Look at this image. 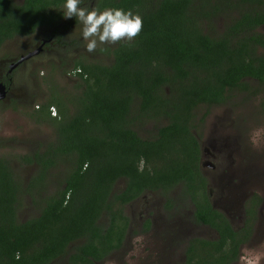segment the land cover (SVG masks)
<instances>
[{
  "label": "trees",
  "instance_id": "trees-1",
  "mask_svg": "<svg viewBox=\"0 0 264 264\" xmlns=\"http://www.w3.org/2000/svg\"><path fill=\"white\" fill-rule=\"evenodd\" d=\"M64 3L0 0V46L43 27H54L51 34L62 42L59 30L74 20L59 26ZM222 4L238 14L221 32L209 34L202 21L211 13L196 10L192 0L94 3L101 11L122 8L139 14L143 30L130 44L121 41L106 48L109 63L75 59L74 93L63 94L53 86L49 97L31 109L29 116L49 122L55 137L20 156L24 165L35 168L24 185L0 156V264H49L58 259L96 264L121 245L128 222L126 203L158 191L171 206L167 192L176 185L182 197L193 202L196 220L219 234L214 240L191 239L185 264L238 260L251 224L247 219L243 228L233 230L208 202L193 119L198 105L224 103L231 90L245 88L247 79L264 84V33L257 30L264 26V0H219L213 7ZM50 107H55V116ZM260 109L264 113V99ZM161 118L166 123L152 137H141L132 128L141 119ZM64 159L60 187L45 193L51 170ZM120 178L122 188L114 189ZM26 195L37 202L38 213L19 220L18 203Z\"/></svg>",
  "mask_w": 264,
  "mask_h": 264
},
{
  "label": "rangeland",
  "instance_id": "rangeland-1",
  "mask_svg": "<svg viewBox=\"0 0 264 264\" xmlns=\"http://www.w3.org/2000/svg\"><path fill=\"white\" fill-rule=\"evenodd\" d=\"M13 1L19 3L22 0ZM218 3L219 0H192V6L196 10L202 7L203 11L211 13L208 20L202 21V29L206 33L221 32L238 14L237 9L223 4L220 9H214L213 6ZM59 10L63 16L64 8L61 7ZM257 30L264 33V26L258 27ZM73 31L82 36V24H78ZM47 33L48 29L45 27L37 29L33 34L18 35L4 41L0 46V77L3 78L9 64L20 55L34 49ZM71 37L76 36L69 33L68 38ZM82 41L83 45L79 52L75 50L65 52L53 46L47 51H39L11 71L9 91L4 99H0V156L8 160L16 178L21 179L23 185L35 168L34 165H24L20 161V156L44 146L55 137V129L49 122H35L28 113L49 97L53 86L63 94L74 93L76 79L71 70L72 59L76 54L79 56L81 54L87 61L105 64L111 62V57L105 55L106 53L99 47L94 53H88L87 42L83 38ZM114 45L101 47L106 49ZM164 90L167 92L168 89ZM263 99L264 84L247 79L245 88L231 90L224 103L201 104L194 110L193 123L196 126L194 132L200 138L201 149L205 148L201 156L205 163L201 165V172L206 179L207 196L211 199L214 195L217 198L221 197L217 204L222 209H231L236 213H241V208L237 211L235 209L241 202L243 205L246 193L253 192L259 198L255 212V216L259 214V217H255L251 236L241 247L238 260L233 264H264V113L260 109V102ZM133 109H136V105ZM164 123L166 120L163 118L141 119L132 123V128L141 137L149 138L155 134L156 128ZM211 145L215 147L214 150ZM66 166L67 162L64 159L51 170L45 193L52 194L60 187ZM249 184L255 185L252 190L246 189ZM241 189L245 191L242 193L243 198L240 197ZM167 196L178 200L175 211L166 206L165 197L162 200L158 195H146L147 203L144 197L130 203L125 210L126 214L130 215L131 232L120 248L109 252L98 264H181L188 238L193 235L202 237L199 231L204 229L194 224L188 217L192 206L182 197L179 187H174ZM36 203L28 195L21 197L17 208L18 219L25 220L37 215ZM149 214L156 215L153 219L155 227L141 233L139 223ZM175 214L179 215V221L174 218ZM167 234L168 245L157 249L153 245L155 241H152V236L157 242V238H163ZM64 262V259H58L52 264Z\"/></svg>",
  "mask_w": 264,
  "mask_h": 264
},
{
  "label": "flooded vegetation",
  "instance_id": "flooded-vegetation-1",
  "mask_svg": "<svg viewBox=\"0 0 264 264\" xmlns=\"http://www.w3.org/2000/svg\"><path fill=\"white\" fill-rule=\"evenodd\" d=\"M96 1L97 0H84V1H81V6L82 7H86V8H88L89 10H91L92 8H95L94 7V3H96ZM64 5V4H63ZM63 5L61 6V7H63ZM62 14V13H61ZM75 21H74V20ZM68 20H73V22H72V24H65V22L66 21H68ZM78 24H80V21L79 20H76L74 17L73 18H71V19H64L63 18V16H62V20L60 21V23H59V26H63V25H67V26H63L60 30H59V33H60V36H61V41L62 42H56V40L54 39V36H53V34H51V31L54 29V27H46L47 29H48V33H49V35H48V33L47 34H45V35H48V36H46V37H42L39 41H38V44H37V46L34 48V49H37L38 47H40L41 46V48H40V52L41 51H47L48 50V48H51V47H53V46H56L57 48L56 49H61V50H63V51H65V52H68L69 50H75L76 52H79V48L83 45V41H82V36H79V33H75V31H73V30H75V28H76V26L78 25ZM43 28H45V27H43ZM38 29H40V28H38ZM37 30V29H36ZM36 32V31H35ZM69 33H71V34H74V36H76V37H71V38H68V34ZM33 34V33H32ZM34 49H32V50H34ZM31 50V51H32ZM28 52H30V51H28ZM28 52H26L25 54H27ZM39 53V52H38ZM24 54V55H25ZM34 55H36V54H34ZM106 55V54H105ZM21 56H23V55H20L14 62H16ZM31 57H33V55L32 56H30L29 58H31ZM29 58H26V59H24V60H22L21 62H19L17 65H15L14 67H16V66H18V65H20V64H22L24 61H26L27 59H29ZM79 58H81V59H83L82 57H81V54H80V56H79V54H76L75 55V57H74V59H72L73 61L75 60V59H79ZM83 60H86L85 58L83 59ZM72 61V62H73ZM13 62V63H14ZM13 63H11V64H13ZM11 64H9L8 65V68H7V70H6V72H5V74H4V76H3V78L2 77H0V83H2V84H4V86H5V90H6V94H7V92L9 91V87H10V82H11V71H12V69L14 68V67H12L11 69H10V66H11ZM61 64H63V63H61ZM64 65V64H63ZM72 67H73V64H72ZM78 71V70H77ZM71 73H72V75L73 76H75L74 78H76V72L74 71V69H72L71 70ZM70 73V74H71ZM66 74V73H65ZM4 78H6L5 80H4ZM7 80V81H6ZM6 94H5V97H6ZM4 97V98H5ZM4 98H2V99H4ZM57 112V111H56ZM194 134H195V136H196V133L194 132ZM196 138H197V141H198V143H199V137L198 136H196ZM213 145H211V147H212ZM199 148H200V157H199V169H200V171H201V165L202 164H205L202 160H201V156L203 155V152L205 151V148L204 149H201V147H200V143H199ZM212 149L214 150L215 149V147H212ZM210 166L211 167H214V165L213 164H210ZM201 174H202V172H201ZM203 175V174H202ZM123 183H124V179H122V178H120V179H118L117 181H116V183L114 184V189H120V188H122V186H123ZM120 184V185H119ZM253 186H255L254 184H249L248 186H247V188L246 189H251L252 190V187ZM174 187H179L180 188V186L179 185H176V186H174ZM173 187V188H174ZM249 187V188H248ZM173 188H171V189H169L168 190V192H172V190H173ZM168 192H167V194H168ZM181 192V191H180ZM243 192H245L244 190H242L241 189V195H240V197H242L243 198V196H244V194H242ZM211 193V192H210ZM158 195L160 198H162V200H164V195H162L160 192H154V191H147V192H145V193H143L142 195H140V196H138V197H136L135 199H133V200H131V201H129L128 203H126L125 205H124V207H123V210H124V214L127 216V219H128V222H127V227H126V230H125V234H124V238H123V240H122V242H121V245H120V247L122 246V244H123V242L125 241V239L127 238V236H128V234L131 232V230H130V225H131V219H130V215L129 214H126V210H125V208L126 207H128L129 205H131L132 203H135V202H137V201H139V199H140V197H144L145 198V203H147V199H146V195ZM173 195H175V194H173ZM179 195V194H178ZM216 195H214V197H212V199L211 198H209L208 196H207V198H208V202L210 203V205H211V207L213 208V209H215L216 211H218L219 213H221L224 217H225V219L227 220V222L229 223V225H230V227L233 229V230H239V229H241V228H243L245 225H246V221H247V219H249V222H250V224H251V232H252V226H253V222H254V220H255V212H257V204L259 203V201H257V198H256V196L254 195V193L253 192H249V193H246V195H245V197H244V199H243V205H241L242 204V202L240 203V205L235 209V211H237V209L238 210H240V208H241V213H236V212H232L231 211V209L230 210H225V209H222L220 206H219V204H217L218 202H219V200H220V198H217V197H215ZM169 197V196H168ZM173 199V198H172ZM186 200H188L190 203H191V206H192V209L190 210V216H188V217H190L191 218V220H192V222L194 223V224H196V225H199V226H201L204 230L203 231H199V234H201V236L202 237H199V236H195V235H193V236H191V237H189L188 238V240H187V242H186V245H185V249H184V255H183V259H182V262H181V264H185V258H186V255H185V252H186V247H187V245L189 244V241L191 240V239H193V238H201V239H208V240H214V239H217L218 237H219V234H218V232L216 231V229L214 228V227H212V226H210L209 224H206V223H202V222H198L197 220H196V218H195V216H194V204H193V202L188 198V199H186ZM178 201V200H177ZM177 201H175V200H173V203H172V205L171 206H169L170 207V209L171 210H173V211H175L176 210V208H177ZM165 202H166V200H165ZM131 203V204H130ZM263 203V202H262ZM164 205V204H163ZM247 205V206H246ZM166 206L168 207V205L166 204ZM128 210H129V208H128ZM221 210H223V211H221ZM132 211V210H131ZM253 213H254V215H253ZM154 216H155V218H156V215H154V214H149V215H147L146 217H144V219L142 220V222L141 223H139V225H140V230H141V233H144V232H147V231H149L151 228H154L155 227V224H154ZM257 217H259V214L257 215ZM256 217V218H257ZM261 217H263V215L261 216ZM174 218L176 219V221H179L180 220V218H179V215L177 214H175V216H174ZM174 220V219H173ZM181 221H183V220H181ZM240 223V224H239ZM172 224H173V226H171L172 228L174 227V221H172ZM168 231H170V230H168ZM191 230L189 229V232H190ZM251 232H250V234H249V237L251 236ZM161 237H163V235H161ZM248 237V238H249ZM152 241H155L154 243H153V245H155L156 246V248L158 249H161V247L163 246V245H168V241H169V236H168V234L167 235H165L163 238H157V242H156V239H155V237H153L152 236ZM248 241V239L245 241V242H242L241 244H240V246H239V254H240V249H241V247L246 243ZM163 243V244H162ZM119 247V248H120ZM118 249V248H117ZM113 250H116V249H113ZM113 250H111V251H113ZM110 251V252H111ZM64 261H65V259H64ZM102 261V260H101ZM101 261H98V262H96V264H98L99 262H101ZM234 262H236V261H234ZM234 262H231L230 264H233ZM49 264H52V263H49ZM64 264H65V262H64Z\"/></svg>",
  "mask_w": 264,
  "mask_h": 264
},
{
  "label": "clouds",
  "instance_id": "clouds-1",
  "mask_svg": "<svg viewBox=\"0 0 264 264\" xmlns=\"http://www.w3.org/2000/svg\"><path fill=\"white\" fill-rule=\"evenodd\" d=\"M63 18H75L82 24V38L86 51L94 53L102 45L117 44L121 41L131 43L143 30V19L139 14L122 8L89 10L81 6V0H65Z\"/></svg>",
  "mask_w": 264,
  "mask_h": 264
},
{
  "label": "water",
  "instance_id": "water-1",
  "mask_svg": "<svg viewBox=\"0 0 264 264\" xmlns=\"http://www.w3.org/2000/svg\"><path fill=\"white\" fill-rule=\"evenodd\" d=\"M40 48H41V46L38 47L37 49H34V50L28 52L27 54H25L23 56H21L16 62H14L13 64H11L10 69L12 67H14L15 65H17L22 60H24L26 58H29L30 56H32L34 54H37L39 52ZM5 94H6L5 86H4V84L0 83V99L4 98L5 97Z\"/></svg>",
  "mask_w": 264,
  "mask_h": 264
},
{
  "label": "built area",
  "instance_id": "built-area-1",
  "mask_svg": "<svg viewBox=\"0 0 264 264\" xmlns=\"http://www.w3.org/2000/svg\"><path fill=\"white\" fill-rule=\"evenodd\" d=\"M49 109H50V114H51L52 116H55V115H56L55 107H50Z\"/></svg>",
  "mask_w": 264,
  "mask_h": 264
}]
</instances>
